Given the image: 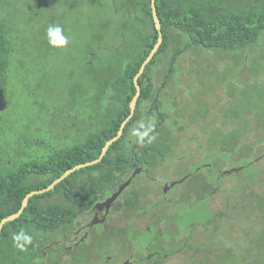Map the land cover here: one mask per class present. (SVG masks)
I'll use <instances>...</instances> for the list:
<instances>
[{
	"label": "trees",
	"instance_id": "1",
	"mask_svg": "<svg viewBox=\"0 0 264 264\" xmlns=\"http://www.w3.org/2000/svg\"><path fill=\"white\" fill-rule=\"evenodd\" d=\"M155 2L164 39L138 79L141 93L134 114L124 127V133L109 146L99 162L76 169L57 183L54 189L31 196L20 216L3 225L0 231V264H41L37 258L42 256L43 246L53 234L65 227L66 221L73 223L80 211L89 209L100 196L108 195L123 179L120 165L130 157L128 151H125L130 146L127 145L123 150L119 145L128 143L127 130L137 120L138 114L145 113L147 98H151L153 102V111L161 114L165 112L162 107L163 95L160 93L162 98L158 97L155 101V95L152 94L157 79L159 84L165 80L161 66L172 70L180 58V53L196 46L230 53V56H225L229 60L234 57L235 65L241 62L242 69L248 71L245 74L248 77L258 70L255 66L257 59H246V53L251 54V51L256 49L261 53L260 62L264 64V0ZM123 5L120 7V14L132 15L128 28L120 29V34L112 29L108 30L109 32L98 31V34L91 38L104 42V46L110 44L106 48L113 47L111 41L115 39L113 42L116 43L118 36L135 44L128 55L123 50L121 55L118 54V59L106 64L103 77L97 78L101 95L106 92L109 97L103 111L99 113L103 114L101 121L94 125L93 120L83 128H78L81 129L79 132L78 129L68 128V132L62 133L58 141H55L53 136L61 134L59 132L51 134L53 136L50 137L46 135L48 132L32 134L31 130H27L20 133L14 140L19 144L16 152L10 154L5 151V158L0 163V221L20 208L24 196L29 191L46 187L68 168L96 159L105 143L117 134L121 122L128 116L129 102L136 92L134 76L156 43L158 31L153 19L151 0H123ZM106 25L104 23L102 28ZM107 39L110 40L109 43ZM171 42L174 47L168 58L169 62L166 65L158 64L161 54ZM13 43L10 27L5 17L1 16L0 108L5 107L10 98L9 68L14 52ZM157 69L161 74L155 75ZM198 76L199 74H196L197 79ZM169 78L170 74L167 75V79ZM229 94L232 95L233 92ZM180 98L181 96L175 98L173 95L167 97L170 105ZM110 100L118 101L117 107L111 108ZM75 107V104L70 102L68 110ZM71 115L68 121L75 125L78 116ZM261 115L231 114V123L227 125L230 130L228 128L223 134L217 135L218 139L213 147L206 149V153L211 154L207 160L217 161L224 158L226 162H230L233 167L230 177L223 181V177L218 179L211 175L215 169H210V173L203 167L195 172L201 177L197 182V196L194 194L192 199L184 198V208L190 211L188 213L195 209L199 211L190 216L183 215L184 218L189 217L188 221L193 224L186 223L182 227L184 232L190 231L194 226L201 230V233L195 232L194 240L187 237L183 240L182 247L189 253L191 264H264V164L260 163L264 152H254L255 146L264 142V137L259 136L252 140L254 142L248 140L247 143L253 128L264 129V122L260 125L258 121ZM217 118L218 116L214 119L216 127L219 126ZM48 124L45 127L47 131L50 129ZM241 124H246L248 130L244 136L245 143L241 139ZM84 130L85 133H81ZM37 134L40 136L35 137ZM31 143H36L37 148L30 149ZM199 143L206 146L202 141ZM213 154L216 155L213 157ZM8 161H11V164ZM99 167H102L101 171L96 172ZM211 183L216 188L215 193H212ZM55 193L57 200L47 199ZM213 194L214 197H220L215 207L210 205ZM45 199L50 202L42 203ZM21 231L32 237V242L25 244L23 248L17 247L18 242L13 239ZM48 253L53 255L51 250H48ZM169 254L174 255L175 248L170 250ZM96 257L95 264H105L103 254L97 253ZM81 259L90 264L87 254L80 258L77 253H73L70 264H84ZM56 263L62 264V260Z\"/></svg>",
	"mask_w": 264,
	"mask_h": 264
},
{
	"label": "rangeland",
	"instance_id": "2",
	"mask_svg": "<svg viewBox=\"0 0 264 264\" xmlns=\"http://www.w3.org/2000/svg\"><path fill=\"white\" fill-rule=\"evenodd\" d=\"M121 6H124L123 0H0V17H5L14 42L9 68L10 98L5 107L0 108V163L6 152H16L19 144L14 140L22 132H48V137L59 132L61 134L53 136L55 141H58L60 135L71 128L68 121V117H72L71 114L78 116L79 121L81 118L87 121L85 117L88 118V123L94 120V125L101 121L99 113L103 111L109 97L106 92L101 95L97 78L103 77L106 64L118 59V54L121 55L123 50L128 55L135 44L118 36L116 43L113 42L115 39L111 41L114 46L106 48L110 44L104 46V42L91 38L98 34V31L109 32L108 30L112 29L120 34V29L128 28L132 15H121ZM104 23L107 25L102 28ZM53 24L63 28L64 35L68 38L66 46L55 47L49 44L46 30ZM109 41L107 39V43ZM173 47L171 42L161 54L158 64L166 65L169 62ZM224 52L196 46L180 53L176 64H179L181 70L174 73L171 86L173 95H176L178 89L183 92L177 108L186 111L185 114H197V109L206 108L208 100L219 98L222 101L214 110L217 114H262L258 118L259 124L262 125L264 64L260 62L261 53L256 49L251 51V54L246 53V59H257L255 66L258 70L248 77L245 75L248 71L242 69L241 62L235 65L236 59L230 57L229 60L225 55L230 56V53ZM196 74H199V79L206 78L205 85L198 84ZM178 77L187 78L177 81ZM216 86L220 88L216 89ZM229 92L233 94L230 95ZM228 101L232 106L228 105ZM70 102L76 106L72 110H68ZM162 103L165 107L169 100L163 99ZM176 103L178 104V100ZM47 123L50 126L48 131L45 130ZM228 128L225 124L222 129L225 131ZM263 131L264 129L259 127L253 128L247 143L248 140L254 142L252 140L259 136L264 137ZM39 136L37 134L35 137ZM34 148H37L36 143H31L30 149ZM254 152L263 153L264 142L255 146ZM199 155H205L203 149L199 150ZM8 162L11 164V161ZM260 163L264 164V158ZM6 169L8 168H3ZM177 174H180V171H177ZM219 198L210 200V205L217 206ZM182 207L184 208V205ZM197 211L199 210L195 209L187 216ZM182 212L183 210L179 212L181 216L186 214ZM181 216L179 219L183 226L189 223V217ZM195 232L201 233L200 228H195ZM193 238L189 237L190 240ZM138 239L140 238H136L135 243H141ZM188 255L189 253L184 251L183 257L179 256V259L183 260L172 259L167 264H191Z\"/></svg>",
	"mask_w": 264,
	"mask_h": 264
},
{
	"label": "flooded vegetation",
	"instance_id": "3",
	"mask_svg": "<svg viewBox=\"0 0 264 264\" xmlns=\"http://www.w3.org/2000/svg\"><path fill=\"white\" fill-rule=\"evenodd\" d=\"M161 67L167 81L159 84L157 79L152 88L155 101L158 97L162 98V95V100L173 95V75L181 70L178 63L172 70ZM158 74L161 72L157 69L155 75ZM169 74L171 78L167 79ZM186 78L178 77L176 80L183 81ZM197 80L198 84L205 85L206 78ZM217 88L220 86H216ZM173 96L182 98V89H178ZM179 100L178 104L167 105L171 109L165 106V112L161 114L153 111V102L151 98H147V103H144L145 113L138 114L137 120L127 130L128 143L119 145L123 150L127 145L130 146L125 150L130 157L120 165L123 179L108 195L100 196L89 209L80 211L73 223L66 221V226L53 234L49 242L44 244L42 256L37 258L41 264H55L61 260L62 264H70L73 253H77L80 258L87 254L90 264L96 263L97 253L103 254L105 264H166L172 259L178 260L179 256L182 257L183 240L196 235L194 225L190 231L184 232L179 219L180 210L190 214V211L182 207L185 205L184 198L192 199L194 194L197 196V182L201 177L195 172L202 167L210 173V169H215L211 175L218 179L223 177L224 181L230 177L233 167L224 158L217 161L207 160L211 154L206 153V149L213 147L218 139L217 135L223 134V126L231 123V114H217L214 111L222 100H208L206 108L197 109V114H185L184 110L177 108ZM246 102L247 100L243 105ZM117 103L119 102L111 101V108L117 107ZM227 103L232 106L230 101ZM217 116L218 127L215 126L214 120ZM76 121L75 125L71 124L72 121L69 123L72 129L83 128L88 124V119L86 121L81 118ZM80 130L78 129V132ZM145 130L148 135L141 139L139 134ZM241 131V139L245 143L246 124H241ZM200 141L206 146H201ZM200 149L205 152L203 157L199 155ZM215 155L213 154V157ZM174 166L176 168H173ZM226 166L228 168H225ZM101 169L102 167L97 168L96 172ZM177 171H180V174H177ZM127 181L128 184L118 196L110 203H105ZM211 189L212 193L216 192L212 183ZM213 198L214 194L211 200ZM47 199L57 200L58 196L55 193ZM47 199L41 202L49 203ZM136 238H140L138 240L141 243H135ZM173 248L175 254L170 255L169 251ZM48 250L53 252L52 256ZM53 257L56 258L55 261ZM81 260L87 264L85 259Z\"/></svg>",
	"mask_w": 264,
	"mask_h": 264
},
{
	"label": "water",
	"instance_id": "4",
	"mask_svg": "<svg viewBox=\"0 0 264 264\" xmlns=\"http://www.w3.org/2000/svg\"><path fill=\"white\" fill-rule=\"evenodd\" d=\"M151 8H152V14H153V19H154V23H155V26L157 28V31H158V39L156 41V43L154 44V46L152 47V49L150 50L149 54L146 56V58L143 60V62L141 63L140 65V68L138 70V72L135 74L134 76V85H135V88H136V92L134 94V96L132 97L131 101H130V113L128 114V116L121 122L120 124V127H119V130L117 132V134L115 136H113L112 138H110L106 143L105 145L103 146L102 150H101V153L99 154V156L94 159V160H91V161H87V162H84V163H80V164H77L71 168H68L67 170H65L59 177H57L56 179H54L52 181V183H50L49 185H47L46 187L44 188H41V189H36V190H31L29 191L28 193H26V195L24 196L23 200H22V203H21V206L20 208L4 217L3 219H1L0 221V231L3 227V225L8 222V221H12L14 219H16L17 217L20 216V214L23 212L24 208L28 205L29 203V198L35 194H41V193H44V192H47V191H50L52 189H54V187L56 186L57 183H59L60 181H62L66 176H68L71 172L75 171L76 169H80L82 167H85V166H88V165H92L94 163H97L99 162L103 156L105 155L107 149L109 148V146L114 142L116 141L121 135H122V132H123V129L126 125V123L129 121V119L131 118V116L133 115L134 111H135V107H136V103H137V100H138V97L141 93V90H140V85L138 83V79L140 77V75L142 74V72L144 71L146 65L150 62V60L152 59V57L154 56V54L156 53V51L159 49V47L161 46L162 42H163V33L160 29V21H159V17L157 15V11H156V2L155 0H151ZM128 184V181L125 182L123 185H121L117 191H115L106 201L105 203H110L112 200H114L118 194L122 191V189ZM93 223H94V220H93Z\"/></svg>",
	"mask_w": 264,
	"mask_h": 264
},
{
	"label": "clouds",
	"instance_id": "5",
	"mask_svg": "<svg viewBox=\"0 0 264 264\" xmlns=\"http://www.w3.org/2000/svg\"><path fill=\"white\" fill-rule=\"evenodd\" d=\"M46 35L48 37V42L50 45L55 47H63L68 44V38L64 35V30L60 25L53 24L49 25L46 30ZM140 138L143 139L144 136L148 135V131L145 130L143 133H140ZM14 241L18 242L17 247L23 248L25 244H30L32 242V237L25 234L21 231L19 234L13 237ZM22 241L23 243H19Z\"/></svg>",
	"mask_w": 264,
	"mask_h": 264
}]
</instances>
